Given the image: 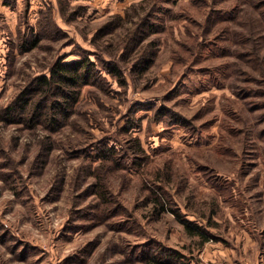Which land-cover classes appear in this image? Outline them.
I'll use <instances>...</instances> for the list:
<instances>
[{
  "label": "rangeland",
  "instance_id": "rangeland-1",
  "mask_svg": "<svg viewBox=\"0 0 264 264\" xmlns=\"http://www.w3.org/2000/svg\"><path fill=\"white\" fill-rule=\"evenodd\" d=\"M260 2L0 0L1 109L59 58L123 59L127 78L85 84L55 131L0 120V264H264ZM145 50L150 66L131 72ZM160 104L194 128L153 119ZM130 137L146 160H132ZM107 145L126 152L104 162L121 203L111 217L95 189ZM160 183L166 208L151 193Z\"/></svg>",
  "mask_w": 264,
  "mask_h": 264
},
{
  "label": "trees",
  "instance_id": "trees-1",
  "mask_svg": "<svg viewBox=\"0 0 264 264\" xmlns=\"http://www.w3.org/2000/svg\"><path fill=\"white\" fill-rule=\"evenodd\" d=\"M262 2L263 0H261L260 3ZM233 10L234 9H231L228 15L235 13ZM206 24L212 27L214 21L212 18L207 17ZM151 25V31L157 30L155 23ZM238 36L242 37L240 34L237 35V37L232 36V40L240 46L243 43L242 39L238 38ZM39 39V35H36L31 42L32 46H36ZM192 39H195V37H192ZM131 42L135 45V38H131ZM252 42H254V40H252ZM24 45L25 44L22 45V48ZM250 53H253L254 57L259 59L262 65L264 58L261 59L260 57L262 56L259 57L256 49L253 48ZM153 57L154 52L151 50L143 51L140 57L131 65V72L139 74L143 72V70L145 71L148 69L151 61H153ZM122 60L123 59H112L107 62L101 60L100 63H97L90 60L88 57H83L72 63H66L62 61V58H59V60L51 64L48 68V74H41L31 78L28 84L12 102L2 109L0 108V120L6 123H22L27 128H34L38 122H43L46 128L50 131H55L62 127L66 123L65 121L74 113V105L85 84L99 85L102 89L105 88V84L107 87L106 89H108V77H110L116 80L119 85H127L126 74L123 73L121 67ZM103 73L106 75H103ZM261 73L264 75V68L261 69ZM249 76L251 77V74ZM153 119L157 121L164 120L166 122L165 125L169 127L177 126L189 131L194 128L193 126L192 129H187V127L191 126V121L187 120L180 113L167 108L165 104H160L154 108ZM127 142H131V157L133 161L135 159L143 161L147 159L145 149L138 137H130ZM99 153L100 157H98L101 160L100 164H102L99 168L101 171L99 173L101 175L96 176L95 189L97 196L103 199V201L99 202V205L105 203L104 201L110 202L111 206L108 208V217H111L109 215L121 213L119 212L121 203L115 200L113 192L106 184L105 176L102 174L105 166L104 162L114 160L117 165H119L120 160L123 159V155H126V152L124 147L117 149L115 146L107 145L105 149ZM113 156H115V158H112ZM157 176L162 178L158 174ZM151 193L154 195L153 199H155V203L166 208L165 204H169L171 199V194L168 192V189L160 183L156 186V190L151 191ZM176 209L173 210L174 213L179 214V211ZM126 220H128L127 217L117 220L115 223L121 222L122 225ZM189 227L188 229L190 230L192 226ZM164 253L167 254L166 252ZM159 262L158 264H171L165 260Z\"/></svg>",
  "mask_w": 264,
  "mask_h": 264
}]
</instances>
